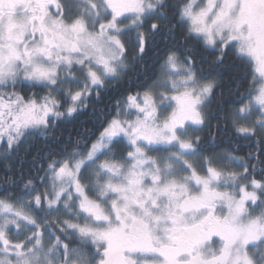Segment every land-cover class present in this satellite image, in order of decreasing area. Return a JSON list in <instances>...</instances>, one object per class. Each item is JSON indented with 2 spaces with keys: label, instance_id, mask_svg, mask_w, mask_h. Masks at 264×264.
Listing matches in <instances>:
<instances>
[{
  "label": "snow or ice",
  "instance_id": "snow-or-ice-1",
  "mask_svg": "<svg viewBox=\"0 0 264 264\" xmlns=\"http://www.w3.org/2000/svg\"><path fill=\"white\" fill-rule=\"evenodd\" d=\"M0 170V264H264V0H0Z\"/></svg>",
  "mask_w": 264,
  "mask_h": 264
},
{
  "label": "trees",
  "instance_id": "trees-1",
  "mask_svg": "<svg viewBox=\"0 0 264 264\" xmlns=\"http://www.w3.org/2000/svg\"><path fill=\"white\" fill-rule=\"evenodd\" d=\"M149 55H151V53H149ZM26 91H39L38 89L36 90H26ZM84 117H80V119H83ZM76 122L73 123H67V124H63L62 125V129L64 131V136L67 137V135L69 134V131H71L73 137L75 136L76 131L78 130L75 127ZM89 127H91V125H88ZM36 146L39 147L41 145H43L45 143L44 139L41 137H37L36 138ZM47 143L51 144L53 147H55L54 143L52 141H48ZM242 154V153H241ZM3 177H4V173L2 170H0V183H3Z\"/></svg>",
  "mask_w": 264,
  "mask_h": 264
}]
</instances>
